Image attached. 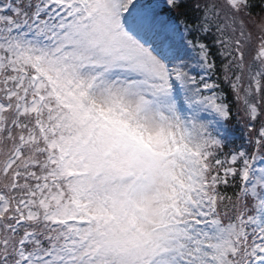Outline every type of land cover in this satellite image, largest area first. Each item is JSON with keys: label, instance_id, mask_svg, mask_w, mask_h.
Here are the masks:
<instances>
[{"label": "snow or ice", "instance_id": "1", "mask_svg": "<svg viewBox=\"0 0 264 264\" xmlns=\"http://www.w3.org/2000/svg\"><path fill=\"white\" fill-rule=\"evenodd\" d=\"M0 264H264V0H0Z\"/></svg>", "mask_w": 264, "mask_h": 264}]
</instances>
